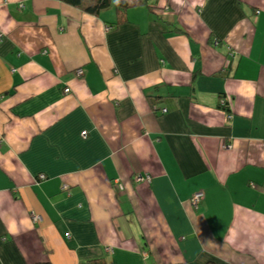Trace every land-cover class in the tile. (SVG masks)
<instances>
[{"label":"crops","instance_id":"1","mask_svg":"<svg viewBox=\"0 0 264 264\" xmlns=\"http://www.w3.org/2000/svg\"><path fill=\"white\" fill-rule=\"evenodd\" d=\"M150 3L0 0V264H264V0Z\"/></svg>","mask_w":264,"mask_h":264},{"label":"trees","instance_id":"2","mask_svg":"<svg viewBox=\"0 0 264 264\" xmlns=\"http://www.w3.org/2000/svg\"><path fill=\"white\" fill-rule=\"evenodd\" d=\"M65 4L83 11L91 16H100L103 12L114 8L117 18L113 23L115 27H119L129 23V12L140 7H150V0H61ZM152 6V7H151ZM259 13V12H258ZM108 31H112L114 27H107ZM84 71V70H83ZM85 73V72H84ZM223 101L225 104L223 105ZM220 107L229 112L228 103L222 99ZM201 203V202H200ZM51 264V263H47ZM88 264H108L105 258L92 259Z\"/></svg>","mask_w":264,"mask_h":264},{"label":"built area","instance_id":"3","mask_svg":"<svg viewBox=\"0 0 264 264\" xmlns=\"http://www.w3.org/2000/svg\"><path fill=\"white\" fill-rule=\"evenodd\" d=\"M77 75L80 77L83 76L84 75L83 69L78 70ZM66 92H69V89H67ZM222 104L224 105L225 102L223 101ZM83 134L85 135L86 133H83ZM139 180H141V179H138V181ZM204 197H205V195L203 192L195 194L194 197L192 198L193 205L198 206L200 204V202L204 199ZM40 220H41L40 217L35 218V221H40Z\"/></svg>","mask_w":264,"mask_h":264}]
</instances>
